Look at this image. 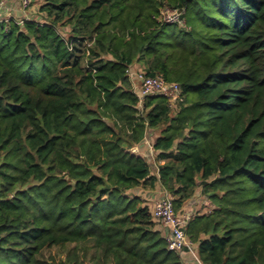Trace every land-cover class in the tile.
<instances>
[{"label":"trees","instance_id":"obj_1","mask_svg":"<svg viewBox=\"0 0 264 264\" xmlns=\"http://www.w3.org/2000/svg\"><path fill=\"white\" fill-rule=\"evenodd\" d=\"M38 13L0 19V264H182L132 192L158 186L177 214L198 189L213 206L184 228L201 264H264V0ZM135 65L174 103L140 100ZM149 131L156 175L132 151Z\"/></svg>","mask_w":264,"mask_h":264},{"label":"built area","instance_id":"obj_2","mask_svg":"<svg viewBox=\"0 0 264 264\" xmlns=\"http://www.w3.org/2000/svg\"><path fill=\"white\" fill-rule=\"evenodd\" d=\"M22 8H27L30 0H19ZM183 11L170 10L165 8L161 11V19L166 23H177L183 27L185 22L182 19ZM128 74L133 76L130 70ZM136 79L140 82V93L138 97L140 100L151 94H160L165 96L172 104L177 98L179 86L176 83L167 82L161 76H146L143 72L136 73ZM152 217L155 221L163 224L167 229L164 236L166 246L169 250L181 252L184 248H189L192 243L185 235V225L191 219V215H180L174 211L172 200L170 197L163 198L157 201Z\"/></svg>","mask_w":264,"mask_h":264},{"label":"crops","instance_id":"obj_3","mask_svg":"<svg viewBox=\"0 0 264 264\" xmlns=\"http://www.w3.org/2000/svg\"><path fill=\"white\" fill-rule=\"evenodd\" d=\"M16 1L18 2L19 0H0V7L2 5L4 6V5L8 4V2H10L9 6L10 5L11 6H17L15 3ZM18 4H20V1L18 2ZM5 8L3 7L4 10H5ZM3 14L4 13H2V10L0 8V16ZM20 14H21V11H20ZM40 18L41 17H39V19H35V20H40ZM25 19H34V18L26 17ZM135 66H140V65H135ZM156 136H157V134L152 133V131L147 132L142 143H140L138 146H136L132 149L133 152L139 154L140 156L145 158L147 161L149 158H153V161H154L153 165L155 167V170L152 169L151 172L155 175L157 174V165H156V162L154 160V152L152 150V142H153L154 137H156ZM150 165H151V163H150ZM157 188L159 189L161 187L158 186ZM132 192L139 195L141 197V199L144 201L145 205H147V206L152 205V207H153L152 210L149 209L151 212L154 210L157 201L156 200L154 201L151 199L152 195L150 196L148 191H145L141 188H136ZM188 202H186V204L184 205V207L182 209L184 212H181L180 215H191L192 216V214L190 212L194 208V207H192L194 205L196 206L195 207L196 210L202 211V212H200V214L208 213L213 207L205 199H203V201H201L203 206H205L204 208L202 207V209H201V206L200 205L198 206V203H196V201L193 200V198L188 200ZM187 203L189 204V206H187ZM155 229L157 231H159L162 236H165L167 231H168V229L163 224H159V222H156ZM178 254L180 255L182 264H201L200 261L198 260V257H197V254H196V251H195L193 244L189 248H184L181 252H178Z\"/></svg>","mask_w":264,"mask_h":264},{"label":"rangeland","instance_id":"obj_4","mask_svg":"<svg viewBox=\"0 0 264 264\" xmlns=\"http://www.w3.org/2000/svg\"><path fill=\"white\" fill-rule=\"evenodd\" d=\"M42 0H31L29 6L27 8H22L20 4H18V2L16 1V5L17 6H9L10 2H8V4L6 5H2L0 8L2 10V13H4L3 15L0 16V19H9V18H12L14 17V19L16 20H21V19H25L26 17H29V18H34V19H39V17H43L41 14L38 13V4L41 2ZM14 3V2H13ZM3 7L5 8V10L3 9ZM20 9V10H19ZM20 11H21V14H20ZM17 12V13H16ZM40 18V20H41ZM131 73L133 74L134 73V78L132 79L131 78V82H132V86H133V90L136 92L137 95H139L140 93V82L139 80L136 79L135 75L136 73H141L143 72L142 70V67L141 66H134L132 67V69H130ZM173 103V102H172ZM148 163H151V168L153 170H155V167H154V161H153V158H149L148 159ZM158 163H156L157 165ZM145 191H148L150 196H151V199L152 200H156V201H159L163 198H166V197H170V195H168L162 188H155L154 190H145ZM203 196L200 192V190L198 189L195 196L193 197V200L196 201V203H198V206L200 205L201 206V209L202 207L204 208L205 206H203V204L201 203V201H203ZM189 203V202H188ZM187 203V206H189V204ZM191 206V205H190ZM194 207L192 210H191V214L194 215V214H197V213H200L202 211L200 210H196L195 209V205L192 206ZM148 208L150 210H152V205H148ZM190 211V210H189ZM181 212H184L183 210L179 211V213ZM157 222V221H156ZM161 224V223H159Z\"/></svg>","mask_w":264,"mask_h":264}]
</instances>
